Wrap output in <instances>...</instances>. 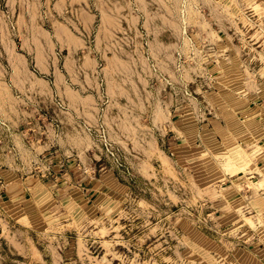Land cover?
I'll use <instances>...</instances> for the list:
<instances>
[{"label":"rangeland","instance_id":"rangeland-1","mask_svg":"<svg viewBox=\"0 0 264 264\" xmlns=\"http://www.w3.org/2000/svg\"><path fill=\"white\" fill-rule=\"evenodd\" d=\"M0 264H264V0H0Z\"/></svg>","mask_w":264,"mask_h":264}]
</instances>
